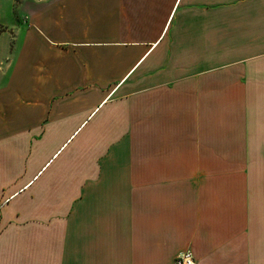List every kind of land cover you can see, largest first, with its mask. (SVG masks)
Listing matches in <instances>:
<instances>
[{
	"label": "crops",
	"instance_id": "0c3cea01",
	"mask_svg": "<svg viewBox=\"0 0 264 264\" xmlns=\"http://www.w3.org/2000/svg\"><path fill=\"white\" fill-rule=\"evenodd\" d=\"M9 1L0 264H264V0Z\"/></svg>",
	"mask_w": 264,
	"mask_h": 264
},
{
	"label": "rangeland",
	"instance_id": "374dc122",
	"mask_svg": "<svg viewBox=\"0 0 264 264\" xmlns=\"http://www.w3.org/2000/svg\"><path fill=\"white\" fill-rule=\"evenodd\" d=\"M9 2H10L9 0H0V21L2 20V21L8 22V18H9L8 14L10 13L9 12V6H8ZM62 2H63L62 0H54V1L49 3V0H40V1H38V4H37L38 5V12L45 10L49 5L51 6L54 4V8L58 7L57 12L60 13V9H61L60 7L62 5ZM32 12L34 13L35 11H32ZM19 22H20L19 20L15 19L13 22L14 26H18ZM2 28L3 27H0V32H1V30H3ZM71 29H73V31H71L72 33L83 34V32L86 30V26H84L81 23H77L74 26V28H71ZM63 31L64 30H61L60 32L62 33ZM11 35L12 36L10 37L11 42H10L9 50L12 49V43H13V40L15 39V35H13V33H11ZM2 66L3 65L0 64V67H2Z\"/></svg>",
	"mask_w": 264,
	"mask_h": 264
},
{
	"label": "built area",
	"instance_id": "2783aa9c",
	"mask_svg": "<svg viewBox=\"0 0 264 264\" xmlns=\"http://www.w3.org/2000/svg\"><path fill=\"white\" fill-rule=\"evenodd\" d=\"M174 264H197L190 248L181 251L174 259Z\"/></svg>",
	"mask_w": 264,
	"mask_h": 264
}]
</instances>
